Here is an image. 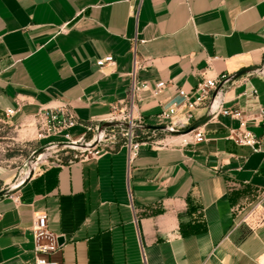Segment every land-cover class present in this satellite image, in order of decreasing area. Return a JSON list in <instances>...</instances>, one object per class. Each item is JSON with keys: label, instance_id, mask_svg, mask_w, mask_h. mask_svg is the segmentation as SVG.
Instances as JSON below:
<instances>
[{"label": "crops", "instance_id": "crops-1", "mask_svg": "<svg viewBox=\"0 0 264 264\" xmlns=\"http://www.w3.org/2000/svg\"><path fill=\"white\" fill-rule=\"evenodd\" d=\"M107 56L112 64L95 66ZM263 58L264 0H0V124L30 133L41 112L63 110L78 122L75 140L128 106L133 81L144 86L133 100L140 125L183 122L177 90L193 102L202 78ZM220 102L241 113L260 151L229 140L239 121L219 111L201 143L165 134L131 159L110 143L96 158L38 166L0 198V264H35L38 214L63 240L43 257L56 264H264V76L236 78ZM205 115L192 110L194 122ZM14 177L0 171L3 188Z\"/></svg>", "mask_w": 264, "mask_h": 264}, {"label": "built area", "instance_id": "built-area-1", "mask_svg": "<svg viewBox=\"0 0 264 264\" xmlns=\"http://www.w3.org/2000/svg\"><path fill=\"white\" fill-rule=\"evenodd\" d=\"M140 1V0H139ZM113 59L111 56H107L103 59L97 60L95 66L98 68L103 67L106 64H112ZM226 76H221L218 79H207L202 78L196 85L195 92L196 97L193 102L188 100V94L183 90H177L176 95L182 98V101L186 107V113L184 115L183 122H176L174 124L165 125L173 130H186L189 126L193 124L192 110L198 106H205L206 114L209 110L210 97L213 90L217 85L225 79ZM164 87V83L159 82L155 85L154 92H158ZM144 88V86L137 87L132 82L129 96H128V106L125 108H115L111 112L110 116L103 122H117L124 123L128 125V129L124 128H113L107 129L113 132L115 129H121L123 134V143L126 145L128 150V158L131 159L136 156L137 151L140 146L144 145L146 141L140 140L135 135L136 131L140 125L136 118L133 116V100L135 94L139 89ZM222 91V90H221ZM215 101V104L211 108L212 118L216 116L219 112L223 116H228L231 119L239 121V130H229L228 139L231 140L234 144L238 146L249 147L254 151H260V142L248 131L244 130L245 121L242 119L241 113L239 111H226L221 109L220 94ZM252 94L255 95V91H252ZM14 113L13 110H5L4 114L6 117L11 116ZM176 113V106L172 105L166 110H162L159 114V117L164 121H170L171 117ZM257 120L259 122H264V107H262L257 115ZM35 128V137L37 141H47L46 147H56L57 144H90L93 142L96 137L98 138L97 144L87 150H84V155L82 158H96L99 156L102 150L104 143V138L106 137V130L99 132L97 128L93 131L92 128L87 129V133H92V139L86 142V136H81L73 140L69 134V130L78 125L77 120L70 115L69 113L63 110H47L41 112L34 120ZM134 128V129H133ZM151 132V131H150ZM152 133H162V132H152ZM165 134V133H162ZM182 138V143L187 144H196L204 141L202 133L199 129L192 131L186 135L180 136ZM52 140V141H50ZM55 140H60L61 142H55ZM50 141V142H49ZM25 176V173H22L17 182H20ZM32 241H33V254L36 256L35 264H56L54 262L48 261L43 257L50 256L55 253L60 246L57 245V238L48 232L46 225V218L44 214H38L35 216L32 224Z\"/></svg>", "mask_w": 264, "mask_h": 264}, {"label": "rangeland", "instance_id": "rangeland-1", "mask_svg": "<svg viewBox=\"0 0 264 264\" xmlns=\"http://www.w3.org/2000/svg\"><path fill=\"white\" fill-rule=\"evenodd\" d=\"M261 65L264 66V60ZM97 127L98 124L91 128L94 131ZM32 130L30 133H24L20 129L0 124V171L15 174L9 186L15 185L18 181L15 178L24 173L33 162L35 163V169L38 166L56 167L76 161L84 155L83 151L79 149H70L63 146L46 147L47 141H37L34 126H32ZM122 134L121 129H115L113 132L106 130L103 146H111L110 143H123ZM135 135L138 139L144 141H151L165 136V134L145 130L136 131ZM90 139H92L91 132L87 134L86 142ZM55 142L61 141L55 140ZM1 183L0 181V190L4 189Z\"/></svg>", "mask_w": 264, "mask_h": 264}, {"label": "water", "instance_id": "water-1", "mask_svg": "<svg viewBox=\"0 0 264 264\" xmlns=\"http://www.w3.org/2000/svg\"><path fill=\"white\" fill-rule=\"evenodd\" d=\"M250 74H255V75H263L264 76V66L263 65H257V66H250L247 68H243L242 70H239L238 72H235L231 75L226 76L225 79H223L217 87L213 90L211 97H210V103H209V112L201 119L195 121L191 126H189L186 130H173L168 128L165 125L161 126H140L138 129L140 130H147L151 132H162L165 134H171V135H176V136H182L186 135L192 131H195L199 129L201 126H203L206 122H208L211 117L213 112H211V108L215 104V101L222 90V88L235 80L236 78L244 75H250ZM113 128H124L128 129V125L124 123H117V122H101L98 124L97 130L99 132L107 130V129H113ZM134 129V128H133ZM98 138L91 142L90 144H79V145H72V144H57L56 147L58 146H63L65 148H70V149H79L81 151L90 149L94 147L97 144ZM35 170V163L33 162L31 165H29L28 169L24 172L25 176L24 178L20 181L17 182L13 186H8L4 189L0 190V198L6 197L13 195L20 191L31 179V177L34 174ZM63 240L62 238L57 239V245L60 246L62 244Z\"/></svg>", "mask_w": 264, "mask_h": 264}, {"label": "trees", "instance_id": "trees-1", "mask_svg": "<svg viewBox=\"0 0 264 264\" xmlns=\"http://www.w3.org/2000/svg\"><path fill=\"white\" fill-rule=\"evenodd\" d=\"M264 60V59H263Z\"/></svg>", "mask_w": 264, "mask_h": 264}]
</instances>
